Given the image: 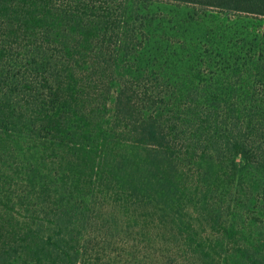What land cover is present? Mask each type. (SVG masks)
I'll list each match as a JSON object with an SVG mask.
<instances>
[{
    "label": "trees",
    "instance_id": "obj_1",
    "mask_svg": "<svg viewBox=\"0 0 264 264\" xmlns=\"http://www.w3.org/2000/svg\"><path fill=\"white\" fill-rule=\"evenodd\" d=\"M138 1L264 18V0H0V264H115L95 253L121 227L96 213L137 205L186 229L184 264H264L263 54L182 97L115 75Z\"/></svg>",
    "mask_w": 264,
    "mask_h": 264
},
{
    "label": "rangeland",
    "instance_id": "obj_2",
    "mask_svg": "<svg viewBox=\"0 0 264 264\" xmlns=\"http://www.w3.org/2000/svg\"><path fill=\"white\" fill-rule=\"evenodd\" d=\"M138 2L144 36L139 48L128 57L119 58L115 75L156 74L178 87L182 97L189 85H198L200 78L218 74L223 62H254L258 54H263L264 59V18L172 2ZM236 166L245 172L242 159H238ZM251 178L247 175L244 179L256 180ZM140 206L132 208L136 212H131L134 217L130 221L119 210L97 211L94 223L102 220L117 224L122 231L117 229L112 246H101L95 256H104L109 262L116 260L115 264H184L187 252L181 244L186 229L180 228L181 234L178 230L168 232L174 226L163 221V216L170 217V212ZM164 222L169 225L166 227ZM120 242L135 247L128 250Z\"/></svg>",
    "mask_w": 264,
    "mask_h": 264
}]
</instances>
